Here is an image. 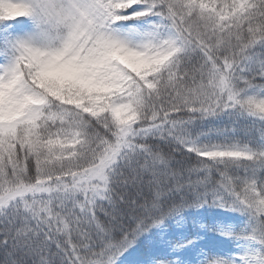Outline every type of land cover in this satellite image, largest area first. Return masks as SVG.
I'll use <instances>...</instances> for the list:
<instances>
[{
    "label": "snow or ice",
    "instance_id": "snow-or-ice-1",
    "mask_svg": "<svg viewBox=\"0 0 264 264\" xmlns=\"http://www.w3.org/2000/svg\"><path fill=\"white\" fill-rule=\"evenodd\" d=\"M0 264H264V0H0Z\"/></svg>",
    "mask_w": 264,
    "mask_h": 264
}]
</instances>
